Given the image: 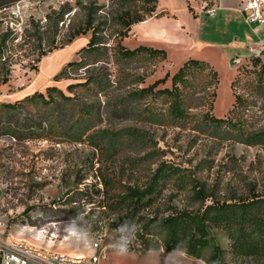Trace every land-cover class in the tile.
<instances>
[{"label": "rangeland", "instance_id": "374dc122", "mask_svg": "<svg viewBox=\"0 0 264 264\" xmlns=\"http://www.w3.org/2000/svg\"><path fill=\"white\" fill-rule=\"evenodd\" d=\"M77 1H95L106 12L114 11L118 4V0H21L0 11V103H14L36 92L45 93L50 86L69 95V85L83 82L87 70L96 71V66L89 65L69 73L68 78L55 80L67 63L79 60L78 51L90 39V34L79 36L66 45L70 21L76 23L82 18L76 8ZM160 1L163 7L179 16L187 3L197 8L201 13L193 16L199 22L201 39L223 41L222 32L226 28L219 27L217 20L204 13V8H210L207 4L215 5L212 0ZM64 6L72 8V12L65 15L55 35L49 18H54L55 12ZM34 24L41 33L40 44L28 38ZM233 26L232 22L231 29ZM6 34L9 38L2 47L1 41ZM258 38L264 41V34ZM54 45L57 48L38 61L39 54ZM126 46L129 49L136 47L133 41L127 42ZM241 55L248 56L246 51ZM171 66L167 70L165 62L147 60L117 66L112 60L106 64L110 79L116 86V77L126 78L129 82L126 88L112 90L108 98L89 97L80 89H76L75 94L83 101L99 100L104 106L105 102L116 101L133 87L148 86L166 76L169 79L160 88H170V77L177 71V67ZM219 69L213 114L224 118L234 102L233 73L224 66ZM127 75L144 76L145 85H131L132 80L127 79ZM237 93L249 100L248 115L253 117L255 124L264 127V98L242 87ZM149 104L164 109L160 103L151 100L145 101L144 107ZM204 111L206 109H198L192 113L198 115ZM101 120L96 129L117 132L135 127L147 131L153 142L148 147L136 146L112 154L85 139L69 142L65 139L17 141L11 137L0 138V233L58 253L99 256L104 264H208L183 251L168 254L162 250L149 252L144 248L143 222L155 215L166 214L170 207L198 208L201 202L192 190L169 182L161 188L157 204L142 209L137 216L127 206L129 200L122 199L128 189L145 188L157 170L167 165L203 185L207 195L220 201L264 196L262 146L213 139L194 131L195 123L181 129L110 117L103 108ZM211 234L226 251L228 264H232L228 238L217 229ZM125 241L130 244L127 252L121 253L116 246Z\"/></svg>", "mask_w": 264, "mask_h": 264}, {"label": "trees", "instance_id": "16d2710c", "mask_svg": "<svg viewBox=\"0 0 264 264\" xmlns=\"http://www.w3.org/2000/svg\"><path fill=\"white\" fill-rule=\"evenodd\" d=\"M19 1L21 0H0V11ZM117 3L114 11L106 12L95 1L76 2L77 11H80L82 18L76 23L70 21L66 45L79 36L90 34V39L78 51L79 60L67 63L55 80L68 78L69 73L78 72L89 65L96 66V71L87 70L83 82L69 85V95L50 86L45 93L36 92L14 103H0V138L11 137L17 141L65 139L69 142H82L85 139L112 154L152 144L150 134L139 128L131 127L117 132L96 129L98 123L102 122L103 108L110 117L181 129L195 123L194 131L213 139L264 147V127L255 124L253 117L248 115L251 106L249 100L237 93L242 87L264 98V62L260 58H251L246 64L236 68V76L231 82L234 102L224 118H217L213 114L219 74L209 63L197 59H189L183 63L170 77V88H160L169 79L166 76L151 85L133 87L116 101L105 102L104 106L99 100L83 101L80 96H76V89H80L89 97L108 98L112 90L126 88L129 83L126 78L116 77V86L111 81L106 64L112 60L117 66L143 60H167L164 50L146 46L129 49L124 45L132 26L154 16H164L156 14L158 0H118ZM211 6L207 4V7ZM187 9L195 16L188 3ZM71 12L72 8L64 6L59 12H55L54 18H49L56 31L55 35L65 15ZM33 26L28 38L40 44L41 33L35 24ZM8 38L7 34L3 36L2 47L6 46ZM56 48L54 45L46 52L42 51L38 61ZM127 76V79L132 80L131 85H145L144 76ZM149 100L160 103L164 109H157L156 104L144 107V102ZM198 109L206 111L198 115L192 113ZM169 182L179 188L192 190L201 205L193 210L170 207L166 214L155 215L143 222L145 251L162 250L168 254L183 251L208 264H228L226 251L216 243L211 234L213 229H217L230 241L232 264H264V196L220 201L207 195L203 185L197 184L180 170L162 165L145 188H129L122 199L129 200L127 206L138 216L142 209L157 204L161 188ZM207 201L211 203L208 204Z\"/></svg>", "mask_w": 264, "mask_h": 264}, {"label": "crops", "instance_id": "0c3cea01", "mask_svg": "<svg viewBox=\"0 0 264 264\" xmlns=\"http://www.w3.org/2000/svg\"><path fill=\"white\" fill-rule=\"evenodd\" d=\"M158 2L156 14H164V16H154L132 26L129 36L124 40V45L133 41L136 47L146 46L164 50L167 54L165 61L167 70L171 69L172 64L178 70L187 60L197 59L209 63L217 72L221 66L226 67L230 73H233L234 80L237 72L236 68L232 66L233 58L241 55V52L246 51L249 44L259 35L264 34V26L259 28V33L255 35L245 23L241 12L242 0H220L216 4L217 12L212 19L218 21L219 27L226 28L222 32L223 41L221 42L201 39V30L197 24L199 22L187 7L179 16L172 10L163 7L160 0ZM193 10L195 16L201 13L197 8H193ZM232 22L234 26L231 29ZM234 51L237 53H233ZM262 61L264 62V57Z\"/></svg>", "mask_w": 264, "mask_h": 264}, {"label": "built area", "instance_id": "2783aa9c", "mask_svg": "<svg viewBox=\"0 0 264 264\" xmlns=\"http://www.w3.org/2000/svg\"><path fill=\"white\" fill-rule=\"evenodd\" d=\"M220 0H212L215 5L204 8L208 17L214 18L217 12V3ZM264 0H242L241 12L245 23L252 33L257 35V29L264 26L263 17ZM247 57L237 55L232 63L235 68L243 66L246 60L264 57V41L257 38L246 48ZM0 264H104L99 256L68 255L58 253L27 242L26 240L0 233Z\"/></svg>", "mask_w": 264, "mask_h": 264}, {"label": "clouds", "instance_id": "9594fccd", "mask_svg": "<svg viewBox=\"0 0 264 264\" xmlns=\"http://www.w3.org/2000/svg\"><path fill=\"white\" fill-rule=\"evenodd\" d=\"M75 235V233H73ZM130 244V241H125V243L117 245L116 247L121 253H125L128 250V245Z\"/></svg>", "mask_w": 264, "mask_h": 264}]
</instances>
